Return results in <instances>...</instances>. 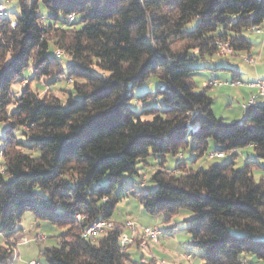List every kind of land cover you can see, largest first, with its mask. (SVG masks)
I'll return each instance as SVG.
<instances>
[{
	"label": "trees",
	"instance_id": "1",
	"mask_svg": "<svg viewBox=\"0 0 264 264\" xmlns=\"http://www.w3.org/2000/svg\"><path fill=\"white\" fill-rule=\"evenodd\" d=\"M17 4L15 18L0 17V121L8 123L0 144V230L8 240L0 243V264H10L26 212L63 228L58 245L40 249L47 264H130L128 251L119 250L118 226L94 239L82 237L81 229L112 216L116 188L140 175L138 163L147 164L150 154L161 156L151 175L156 188L142 192L130 183L127 191L150 214L190 210L187 231L203 249V264H241L246 254L264 259V180H255L251 161L236 168L233 154L206 168L177 165V174L164 165L167 153L185 147L195 154L194 164L211 140L218 145L213 151L252 145L264 158V102L241 121L224 122L191 77L199 69L191 63L217 53V40L237 53L251 50L246 33L264 19V0ZM69 14L75 15L71 23ZM193 18L198 21L187 30ZM55 46L68 55L66 67ZM29 65L37 83L71 77L72 91L65 100L40 95L28 80L13 94ZM153 75L160 80L155 91L136 96L135 88ZM152 101L157 105H147ZM104 176L107 184H97ZM132 264L158 263L141 255Z\"/></svg>",
	"mask_w": 264,
	"mask_h": 264
},
{
	"label": "rangeland",
	"instance_id": "2",
	"mask_svg": "<svg viewBox=\"0 0 264 264\" xmlns=\"http://www.w3.org/2000/svg\"><path fill=\"white\" fill-rule=\"evenodd\" d=\"M19 13V6L17 0H10L7 4V17L9 19L15 18ZM46 16V14H44ZM198 18H193L189 23L186 24V29L191 30L195 27ZM76 27H80L79 23L75 24ZM247 37L254 39L256 35L254 33H247ZM264 50V42L260 46ZM56 48V46H55ZM51 50L52 47H51ZM54 51V50H53ZM242 54L250 55V51H241L234 55H225L220 53H215L212 56L205 57L204 59H199L191 63L192 66L199 67V69L191 73L193 83L196 90H205L206 93L211 96L212 104L211 108L214 115L217 118H221L224 122H234V120L241 121L243 113L238 105V100L242 104V97L250 90L246 82L237 85H230L229 83H223L224 81H232L231 72L225 69H214L215 66L228 67V63H233L234 61H241L248 72L249 64H245ZM256 61L254 65L251 66V70L254 71L256 68L262 70V64H264V54L258 55L254 54ZM260 56V57H259ZM68 57H61L62 66L66 67ZM25 78L29 80L30 85L39 91L40 95L52 92L62 100H65L68 90L72 91V82H68L65 77L59 78L56 85H49L40 79L37 83L32 79V66L29 65L24 74ZM209 80H217L222 84L219 86L211 87L207 84ZM160 84V80L154 75L148 80L143 82L141 85L135 88V95H142L146 91H155L157 86ZM21 88V83L17 81L13 84L12 93L17 94ZM69 91V92H70ZM248 95V94H247ZM74 97L79 98V96L74 95ZM247 98V97H246ZM246 100V99H245ZM244 100V101H245ZM264 102V99L261 100ZM157 105L156 102L152 101L147 103V105ZM133 108L139 109L138 104L134 100L130 102ZM8 123L0 121V144L5 137V130ZM19 139H22L21 132H17ZM209 147L204 155L192 163L193 154L189 148H181L176 154L167 153L165 155L164 165L167 167H173L174 159L179 157L182 153L184 160H181L178 164L180 167L184 165L188 168L191 163L193 168L197 169L199 167L206 168L209 164L214 162L223 163L228 162L232 159L233 154H236L234 158V167L242 168L248 161H251L252 172L255 180H264V158H259L252 145H246L243 147H238L233 150L225 151L224 158H207L206 154L213 151L212 145L218 147L212 140L209 142ZM249 157V158H248ZM182 158V159H183ZM144 163L140 161L138 163L140 175H134L130 177H125V181L128 179L131 182H127L125 186L116 188V193L118 195V202L113 208L112 218L116 221H122L123 219H131L135 222L136 226H150L157 227L160 229L161 234L159 235V240L156 242L148 241V247L146 251H141L136 245H132L128 248V253L130 254L131 263L133 261H139L140 256L143 255L145 259L153 256L157 261H163L166 264H203V249L195 247L192 244V238L187 231V224L185 219H187L191 212L186 208H180L176 213L171 215H164L163 213L150 214L144 208L139 200L131 195L127 189L130 183L133 184L134 190H141L146 192L156 188V183L151 178L152 173L159 167L161 162V156L158 154H150ZM145 176V183L143 187L139 186V181L142 176ZM107 177H101L97 184L106 185ZM1 224V222H0ZM18 226L21 228L17 233V240L20 238H26L29 242L26 244H21L17 246V251L15 252L14 264H24L25 262L36 259L42 264H47L44 257L40 254V249L44 247L58 245L59 236L63 230L62 227L36 218L32 213L26 212L22 215ZM235 233H240L238 229H232ZM191 255L190 259L186 258V254ZM18 254V256H17ZM245 264H264V259L255 258L251 254H246Z\"/></svg>",
	"mask_w": 264,
	"mask_h": 264
},
{
	"label": "built area",
	"instance_id": "3",
	"mask_svg": "<svg viewBox=\"0 0 264 264\" xmlns=\"http://www.w3.org/2000/svg\"><path fill=\"white\" fill-rule=\"evenodd\" d=\"M10 0H0V17L7 16V4ZM75 15L69 14L67 16V23H71L74 21ZM249 31L258 33L264 37V19L260 24L251 25L248 28ZM215 46L217 52L220 54L225 55H234L237 52L234 48L229 44L226 40H217L215 42ZM54 54L56 57H68L65 51L61 48H55ZM243 60L245 62L254 64L256 58L251 55L242 54ZM68 82H72V78L69 77L66 79ZM210 84L213 86H219L222 83L217 80L209 81ZM223 83H229L230 85H237L242 83L241 80H232V81H224ZM250 91L248 92L246 100L241 104L242 113H246V111L254 106L257 105L262 99H264V79L255 78L251 81L247 82ZM225 152L223 151H211L210 153L206 154L207 158H218L223 157ZM183 156L182 153L177 157L174 163V166L170 168V171L173 174L179 173L180 170H177L175 167L179 164L182 160ZM145 183V176L143 175L139 181V186L143 187ZM84 216L81 214L76 215V220L80 221L83 219ZM113 226H118L120 228L119 236H118V244L119 250L121 252L128 251V248L132 245H136L141 251H146L148 247V241L156 242L159 240V235L161 231L157 227H150V226H136L135 222L131 219H123L122 221H116L115 219L110 217L101 218L98 220H92L88 225L83 226L81 229V235L84 238L94 239L98 235L102 234L106 229L111 228ZM8 240L6 235L3 231L0 230V243H7ZM29 241L26 238H20L15 242L13 246V254L11 257L10 264H14L15 260V252L17 251V246L21 244H26ZM18 256V254H17ZM191 255L189 253L186 254V258L190 259ZM152 260L157 262L158 264H166L163 261H157L153 256H150ZM24 264H42L39 260L31 259ZM241 264H245L242 262Z\"/></svg>",
	"mask_w": 264,
	"mask_h": 264
},
{
	"label": "crops",
	"instance_id": "4",
	"mask_svg": "<svg viewBox=\"0 0 264 264\" xmlns=\"http://www.w3.org/2000/svg\"><path fill=\"white\" fill-rule=\"evenodd\" d=\"M247 33H254V35H256V37L254 38V39H252V38H250V37H248V39H250L251 41H252V48H251V50H250V55L251 56H253L254 58H256L255 56H254V54H258V55H263L264 54V50L263 49H261V47H259L260 46V42H261V44L264 42V37L262 36V35H260V34H258V33H255V32H251V31H249L248 30V32ZM246 33V34H247ZM259 56V57H260ZM241 61H234L233 63H231V61H230V63H228V67H222L223 69H225V70H227L228 72H231L232 73V75H231V79L232 80H236V79H238V80H241L242 81V83H244V82H248V81H251V80H253V79H255V78H261V79H264V64H262V70H259L258 68H256L254 71H252L251 70V66H249V65H252V64H250V63H247V62H245V64H249V65H247L248 66V69L250 70V72H248L247 71V69L243 66V65H241V63H240ZM254 65V64H253ZM215 67H219V66H215ZM215 67H214V69H215ZM221 67L220 68H216V69H222ZM229 69H231V70H229ZM232 70L233 71H235V72H232ZM209 81H211V80H209ZM209 81H208V83L207 84H210L209 83ZM227 81V80H226ZM26 82H28V80L27 79H24L22 82H21V85H22V83H26ZM210 86L211 87H214L212 84H210ZM220 87V86H219ZM249 87V86H248ZM250 91V90H249ZM248 91V92H249ZM248 92L246 93V95L245 96H243L242 97V101L244 102V100L246 99V97H247V94H248ZM262 102V101H261ZM238 105H240V109L242 110V108H241V103H240V101L238 100ZM213 111V110H212ZM234 121H237V120H234ZM210 146V145H209ZM212 147H213V150L216 148V146L215 145H212ZM192 154H193V157H192V161L194 160V157H195V154L192 152ZM225 157V155L223 156V157H218V158H224ZM249 158V157H248ZM182 160H184V158L182 159ZM193 163V162H192ZM191 163V167L193 166V164Z\"/></svg>",
	"mask_w": 264,
	"mask_h": 264
}]
</instances>
